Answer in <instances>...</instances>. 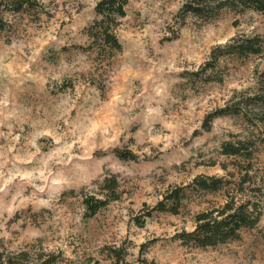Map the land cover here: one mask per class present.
<instances>
[{
  "label": "rangeland",
  "instance_id": "374dc122",
  "mask_svg": "<svg viewBox=\"0 0 264 264\" xmlns=\"http://www.w3.org/2000/svg\"><path fill=\"white\" fill-rule=\"evenodd\" d=\"M99 1L3 14L0 251L13 264H264V188L252 191L255 180L264 187V16L224 7L205 20L180 13L192 0H130L115 30L122 49L109 57L87 49ZM253 37L259 54L202 71L215 48ZM244 138L259 149L240 199L262 201L258 224L213 248L182 244L176 235L228 192L187 190L176 214L153 208L197 177L238 179L221 146ZM85 198L108 204L89 216Z\"/></svg>",
  "mask_w": 264,
  "mask_h": 264
},
{
  "label": "trees",
  "instance_id": "16d2710c",
  "mask_svg": "<svg viewBox=\"0 0 264 264\" xmlns=\"http://www.w3.org/2000/svg\"><path fill=\"white\" fill-rule=\"evenodd\" d=\"M130 0H100L95 7L98 16L88 28L86 35L89 38V50H107L109 57L114 53L121 51L122 46L119 42L115 30L119 25L120 19L126 15V6ZM224 7L237 8L247 7L261 13L264 16V0H192L183 5L180 13L182 16L191 15L200 19L208 20L213 18L220 9ZM41 0H0V29L4 28L5 22L3 14L13 13H34L38 15L42 10ZM262 51V41L259 37L237 38L223 47L215 48L210 60L205 64L202 71L214 69L220 57L248 55H257ZM197 75V73L195 74ZM264 81V72L261 75ZM264 83V82H263ZM260 102L264 105V86L261 88ZM228 110H219L208 114L203 129L208 130L213 120L219 116L226 115ZM256 140L240 139L236 141L224 142L221 146V154L235 159L234 168L239 174V178L226 180L216 177H197L193 182L185 187L175 189L166 195L153 208V211L178 213L181 201L187 190L204 192L207 194L227 191V199L218 207L200 212L195 217V227L192 231H183L176 235L177 240L184 245H190L197 248L216 247L226 244L230 241L240 239L245 230L253 229L259 222L263 203L261 200L240 199L245 192V184L251 181L249 172L253 169L255 155L258 152ZM116 156L121 160H132L134 154L130 151L115 150ZM237 159L239 162H237ZM237 174V173H236ZM255 180V187L252 189L254 195H261L262 184ZM117 186L115 179L105 180V189L112 194ZM111 200H115L111 198ZM107 201L96 200L92 198L84 199V206L89 214L93 216L96 212L105 207ZM152 212H148L147 217ZM139 221V220H138ZM144 221L139 225L142 227ZM145 247V246H143ZM25 254H20L24 257ZM52 259H39L31 264H53ZM0 264H13V258L6 257L0 251Z\"/></svg>",
  "mask_w": 264,
  "mask_h": 264
}]
</instances>
